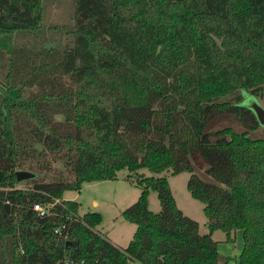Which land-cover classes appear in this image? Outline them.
Wrapping results in <instances>:
<instances>
[{
  "label": "trees",
  "instance_id": "trees-1",
  "mask_svg": "<svg viewBox=\"0 0 264 264\" xmlns=\"http://www.w3.org/2000/svg\"><path fill=\"white\" fill-rule=\"evenodd\" d=\"M42 16L41 0H0V264L227 263L214 228L230 240L241 231L233 264H264V123L241 104L242 89L257 96L264 84V0H74L64 42L37 41ZM123 167L141 187L121 212L136 224L125 246L95 229L98 211L79 216L78 202L62 199ZM141 167L191 171L208 231L166 176ZM18 169L35 176L18 181ZM54 198L48 213L33 209Z\"/></svg>",
  "mask_w": 264,
  "mask_h": 264
},
{
  "label": "rangeland",
  "instance_id": "rangeland-1",
  "mask_svg": "<svg viewBox=\"0 0 264 264\" xmlns=\"http://www.w3.org/2000/svg\"><path fill=\"white\" fill-rule=\"evenodd\" d=\"M42 6V21L41 27L34 30L37 41H42L45 38H56L61 42L66 41L70 33L68 32L73 26V10L74 0H41ZM31 34H27L29 37ZM24 41L21 33L15 34V43L17 45ZM56 42V41H55ZM51 44L53 42H50ZM243 100L241 104L249 106L253 101L257 100L264 107V84L261 93L254 95L245 89L241 90ZM231 96V95H230ZM224 98H227L224 97ZM221 125H230L237 131H242L245 127L235 118L225 117L220 121ZM261 130H251V136H260ZM56 162V161H55ZM57 165V164H56ZM58 166V165H57ZM58 169L60 167L58 166ZM51 169L41 171L43 174L50 175ZM138 172H143L145 175H160L166 176L170 185L173 196L177 205L182 211L190 217L196 219L199 223V232L208 231V218L203 211V202L192 197L187 189V179L191 171L172 172L170 169H164L160 172H151L146 167H141ZM193 172L197 173L202 179L218 183L204 169L194 166ZM131 173L126 167L117 170L115 178L85 181L80 189H67L62 193V199L75 200L78 202L79 216H82L87 211H98L101 214V221L95 226V229L105 235L113 243L125 246L131 239L136 224L125 219L122 215V210L136 200L141 187L135 180H132L128 174ZM30 182H20V187H27ZM148 204L152 211H157L160 208L157 191L149 189ZM212 237L217 240V249L222 257H225L228 262L220 264H233L238 260L242 251L243 240L240 230H236L233 239H227L226 232L221 228L212 230Z\"/></svg>",
  "mask_w": 264,
  "mask_h": 264
},
{
  "label": "water",
  "instance_id": "water-1",
  "mask_svg": "<svg viewBox=\"0 0 264 264\" xmlns=\"http://www.w3.org/2000/svg\"><path fill=\"white\" fill-rule=\"evenodd\" d=\"M249 107L253 110L254 114L256 115L258 121L263 124L264 123V107L257 101H253ZM16 179L18 181L28 179L35 176V173L33 171L27 170V169H18L15 172ZM66 245L75 246L77 244V241L75 239H66L65 240ZM159 264H163L162 259H158Z\"/></svg>",
  "mask_w": 264,
  "mask_h": 264
},
{
  "label": "built area",
  "instance_id": "built-area-1",
  "mask_svg": "<svg viewBox=\"0 0 264 264\" xmlns=\"http://www.w3.org/2000/svg\"><path fill=\"white\" fill-rule=\"evenodd\" d=\"M54 203H61V201L58 198H54L52 202H34L33 203V209H35L40 215H44L49 212L50 206H52ZM56 232L60 231V228H55ZM125 264H145L143 261L133 257L128 256Z\"/></svg>",
  "mask_w": 264,
  "mask_h": 264
}]
</instances>
